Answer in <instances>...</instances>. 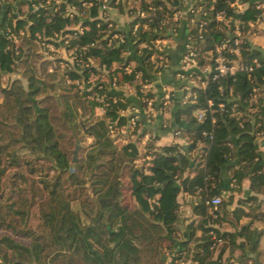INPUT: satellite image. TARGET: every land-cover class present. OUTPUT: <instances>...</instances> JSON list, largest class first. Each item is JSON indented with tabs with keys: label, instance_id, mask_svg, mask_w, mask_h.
Listing matches in <instances>:
<instances>
[{
	"label": "trees",
	"instance_id": "obj_1",
	"mask_svg": "<svg viewBox=\"0 0 264 264\" xmlns=\"http://www.w3.org/2000/svg\"><path fill=\"white\" fill-rule=\"evenodd\" d=\"M15 1L0 0V12L4 2ZM19 1L16 10L7 6L0 25V264H178L184 256L197 264H264L259 249L263 231L255 223L264 220L258 209L264 195V47L248 37L249 21L262 14L257 4L264 0H240L247 2L242 9L232 5L235 0L196 1L203 12L188 38L199 65L192 74L207 83L192 85L194 100L178 109V121L181 116L187 120L179 130L190 141L184 147L157 146L154 135L146 145L150 157L141 162L137 138L144 121L127 110L134 105L133 94L109 84L114 78L134 82L137 73L142 81H152L163 65L151 58L150 46L168 29L176 31L175 21L162 19L180 9L183 0H168L172 7L166 0H151L155 9L143 1L145 16H133L128 30L111 31L123 32V42L110 41L100 0H38L42 5L31 10L23 8L28 0ZM122 1L110 0L112 5ZM68 5L76 13L68 14ZM218 11L232 17L230 24L218 19ZM202 19L207 22L200 27ZM136 22L141 23L133 30ZM77 23L86 27L66 47L80 60L63 66L61 58L42 59L41 41L60 44L52 39L55 34ZM10 33L23 35L17 48ZM224 41L239 48V54L228 53L239 67L214 79L212 70L202 72L200 66L214 65L216 46ZM92 74L96 81L82 86L67 80H88ZM141 84H135L134 95L145 108L144 98L155 94ZM96 92L106 96L102 115L95 112ZM133 116L135 137L120 142L109 123L128 125ZM87 135L92 139L84 144ZM224 170L230 173L229 184L222 182ZM124 177L138 196L135 203L123 200ZM246 179L253 193L230 207L233 192ZM225 190L232 193L227 196ZM182 192L199 200L183 246L175 251ZM215 195L222 196L217 205L207 201ZM36 204L39 221L32 225ZM222 220L246 221L227 229L217 225Z\"/></svg>",
	"mask_w": 264,
	"mask_h": 264
},
{
	"label": "crops",
	"instance_id": "obj_2",
	"mask_svg": "<svg viewBox=\"0 0 264 264\" xmlns=\"http://www.w3.org/2000/svg\"><path fill=\"white\" fill-rule=\"evenodd\" d=\"M192 1L193 0H186V2L181 6L178 18L175 20V25H177V28L175 29L176 31L170 32V35L160 43L161 48L159 52L163 54L166 59L162 69L152 74V90L154 91V94L156 96V99L159 101L158 103L160 104V106L156 108L155 112H150L148 111L146 106L144 108L141 105L140 99L134 95V92H131L134 98L133 106L135 110L130 109L129 112L138 114L142 121H144L141 128L139 129V132L142 131L143 134L139 136V138H137L138 144L141 148V156H139L138 161H140V159H146L147 157H150L148 153H145L146 145L154 135L158 136L155 139V144L157 146L170 143H179L182 147H184L190 141V136L185 132H181L179 130L180 126L186 125L187 123L185 116H181L180 121H178L177 119L178 109L184 104V87L187 84L206 85L204 79L202 78V75L191 74L186 78H182L179 74L182 69L183 56L187 51L188 35L190 33V27L192 25V22L190 21V14L188 12L189 6ZM112 15L119 29L124 30L128 28L130 18L128 17L123 7L116 6L115 8H113ZM263 22L264 21H261L259 24ZM262 34H251L250 39L253 42H256L260 46L264 47V34ZM38 51L42 55V59H51L53 61L55 58H63L67 56V51H63V49H60V51H41V46H39ZM52 64H49V70H51L50 68H53ZM115 65H117V63H115ZM208 66H210L209 63L204 64L200 66V70L202 69V72H204L203 68L205 69V67ZM94 75L95 74H92L90 76V80H95ZM5 76L8 77V75ZM167 91L171 92L172 97L168 103H164V96ZM95 112L98 115H102V113L98 112V109L96 107ZM178 130L180 131L179 133L177 132ZM125 139L126 138L121 137L119 141L122 142ZM198 145L200 147L202 143H199ZM230 181V173L224 170L222 175V182L224 184H229ZM243 188L245 191V196L253 193L250 190L248 179L244 181ZM224 192L227 191L225 190ZM237 197L239 200L240 196ZM179 200L181 201V212L178 219V233L180 236L176 243L175 251L182 248V240L185 239L188 235L187 231L189 229L187 225L191 219L197 216L193 210V206L199 200V196L182 192L179 195ZM255 223L259 228H261L264 234V222ZM199 233L200 231L197 232V234ZM261 258L263 257L261 256ZM170 259L171 256L168 260ZM180 264H197V260L190 256H184Z\"/></svg>",
	"mask_w": 264,
	"mask_h": 264
},
{
	"label": "built area",
	"instance_id": "obj_3",
	"mask_svg": "<svg viewBox=\"0 0 264 264\" xmlns=\"http://www.w3.org/2000/svg\"><path fill=\"white\" fill-rule=\"evenodd\" d=\"M38 1V0H37ZM49 1V0H48ZM57 2L59 0H56ZM143 1H146L148 3V8L149 9H155L156 6L152 3L151 0H128L125 1L123 0L120 4L117 5H112L110 0H100V15L101 17H103L104 19L108 20V24H109V32L108 33H112V29H119L116 25V21L113 18L112 15V9L117 7H123L128 15V17L130 18V21L132 19L133 16H145L147 14V10L143 5ZM197 0H193L192 3L189 6V14H190V21L192 22L191 24H195L196 20H197V15H199L201 12H203V6L200 5L198 7L194 6V4L196 3ZM118 2V0H117ZM168 7H172L170 1L166 0ZM186 2V0H183L181 6ZM33 8L32 9H37L40 5H42L41 2L38 1L37 2H32ZM232 5L237 6L239 9L244 8L247 5V2L245 1H240V0H235L232 2ZM245 5V6H244ZM180 6V9H181ZM264 6V1H261L257 4V7H263ZM162 7V6H160ZM175 10V12L173 13V15L170 16H166L162 19V23H170V22H174L179 15V11ZM28 10H29V4H28ZM67 13L70 15H73L74 13H76V8L74 5H68L67 6ZM81 13H85L84 11H82ZM217 17L218 19L224 20L225 23L230 24V21L232 19L231 16L226 17L225 12L224 11H218L217 12ZM260 18L258 17L256 20H250L249 24L251 27H253L255 25L256 22H258ZM129 21V22H130ZM207 21L205 19H202L200 21V27H202L203 25H205ZM141 22H136L134 25L133 30H136ZM129 24V23H128ZM144 27H148L147 22H145ZM86 26H84L81 23H77V24H72V25H68L66 26V29H72L71 31H64L61 30L60 32H57L54 36V41H60V44H55L54 42H45V41H41L40 46H41V51H60V49H63V51H67V56L63 57L60 59V63L63 66L66 65H72L74 64V60H80L79 57H76V54L74 52V49H67L66 44L69 43V40L71 37L76 36L79 32H82L85 29ZM129 29V25L127 29L124 30H128ZM119 30H123V29H119ZM172 28L168 29L166 33V35L164 37H158L154 40V43L152 44L153 48V53L151 55V58L153 60H158V65H164L165 62V56L163 54H161L159 52L160 50V43L166 39L171 32ZM235 31L237 32V34L241 35V30L239 28V24L238 21H236V26H235ZM24 33V32H22ZM9 37H11L13 39V41L16 43V48L19 46V43L22 41V36L23 35H18L15 33H10L8 34ZM188 38H190V34L188 35ZM125 34L123 32L120 31H114L111 34V39L110 41H118V42H123L125 41ZM242 37H238L235 39V43H239L241 41ZM143 45H147L146 43H143ZM231 50V51H226V50ZM216 55H215V62L213 66H208L205 67V69L203 68V71L206 70H212L213 71V78H219L225 74L228 73H234L236 71V69L239 67L238 63L236 62V60L232 57H230V55H228L229 52L232 53H236L239 54V48L233 47V46H229L227 41H224L220 44H218L216 46ZM195 67H199L197 59H196V51L194 50V48L191 47V44L188 42L187 43V51L185 52L184 56H183V64H182V69L180 71V77L182 78H186L188 76H190L193 72V69ZM244 65H240V68H243ZM249 69L252 68V66H245ZM51 70L53 68H50ZM128 70H131V65L127 66ZM202 70V69H201ZM136 79L134 80V82H119L116 78H114L111 82H110V86L112 88L118 89V90H122L125 91L126 93H131V92H135L136 88H135V84L139 81L142 82V89L143 90H150L152 89V81H142L140 78V73H137L136 75ZM68 81H74L75 83H78L79 85H84L85 83H87L88 81H92L90 80V77L88 80L83 79V78H77V79H71V78H67ZM204 82L207 83V80L204 79ZM191 86L192 85H185L184 89V102H188V101H193L195 96H192V90H191ZM172 95L170 91H167V93L164 96V103H168L171 99ZM93 98L96 99L97 101H99V104L96 105V108L98 109V112L100 113H104L105 112V105L107 104L106 102V96L104 93H100V92H96L93 95ZM193 98V99H192ZM253 98L257 99V87H255L253 89ZM155 99L156 96H150V97H145L144 100L147 102L146 108L148 109V111L150 112H155L156 111V106H155ZM210 103H212V100H210ZM135 110L134 106H129L128 107V111L129 110ZM137 116V115H136ZM136 116H133L128 125H123L121 127L115 125L114 123H109V130L112 134L114 135H118L119 138L124 137H135V134L132 132L133 127L136 125ZM203 117V111L199 110L198 111V118L201 119ZM178 133L180 132L179 130L177 131ZM149 158V157H147ZM138 161V159H137ZM222 200V196L221 195H215L213 197H211L210 199H208L207 201L209 203L212 204H219ZM182 260V259H181ZM181 260L179 261L178 264L181 263Z\"/></svg>",
	"mask_w": 264,
	"mask_h": 264
},
{
	"label": "rangeland",
	"instance_id": "obj_4",
	"mask_svg": "<svg viewBox=\"0 0 264 264\" xmlns=\"http://www.w3.org/2000/svg\"><path fill=\"white\" fill-rule=\"evenodd\" d=\"M23 8L26 10H28V5L24 4L23 5ZM263 12L262 14L259 16L260 19L258 20L257 23H255V25L252 27V29H250L248 31V37L250 38V35L251 34H258V35H261L262 33L264 34V22L259 24L261 21H264V6L261 7ZM260 25V26H259ZM253 32V33H252ZM255 32V33H254ZM262 34V35H263ZM255 44H257L256 42H254ZM259 45V44H257ZM12 75H15V74H12ZM3 82H6L8 80V77L6 76H3ZM94 81H96V76L94 75ZM3 95L0 94V100L2 99ZM92 139V136L90 135H87V136H83L82 137V142L84 144H87L88 142H90ZM142 160L140 159L139 162H141ZM128 178L127 177H124V185H123V192H124V196H123V200L125 203H129V204H132V203H135L137 200H138V196L136 194H134L128 184ZM244 185V183H243ZM243 185H242V189L241 190H235L233 192V195H234V199H233V203L230 205V207H234L236 205L239 204L238 202V197L237 196H240V199H243L247 196L244 195V188H243ZM232 193L231 191H227V192H224V194H226L227 196H229V194ZM260 198L263 199V202L261 203V205L258 207V209H260L261 211H264V195L261 194L260 195ZM237 199V200H236ZM236 200V202H235ZM238 203V204H237ZM235 204V205H234ZM233 205V206H232ZM75 206H78L77 202H75ZM33 214L31 216V220H30V223L32 225H36V223L39 221V216H38V210H39V207L38 205L36 204L33 208ZM246 220H244L243 222H238L236 224H234L233 222H230V221H225V220H222V221H219L217 223L218 226L222 227V228H227V229H236L237 227L241 226L242 223H244ZM257 223H263L264 220H257L256 221ZM230 227V228H229ZM0 233H2V231L0 230ZM259 249L261 250V253H262V257L261 259H263L264 261V234H262V239L260 240V243H259ZM238 252V251H237ZM218 253V250H214L213 252V256L215 257V255ZM228 254V252H226V255ZM250 263V262H249Z\"/></svg>",
	"mask_w": 264,
	"mask_h": 264
},
{
	"label": "water",
	"instance_id": "obj_5",
	"mask_svg": "<svg viewBox=\"0 0 264 264\" xmlns=\"http://www.w3.org/2000/svg\"><path fill=\"white\" fill-rule=\"evenodd\" d=\"M19 0H16L15 2H4L2 4V10L0 12V25H1V22L4 18V15L6 14V8L7 6H12L14 10L17 9L18 5H19ZM32 2H37V0H28V3H29V10H31L33 8V5H32Z\"/></svg>",
	"mask_w": 264,
	"mask_h": 264
}]
</instances>
